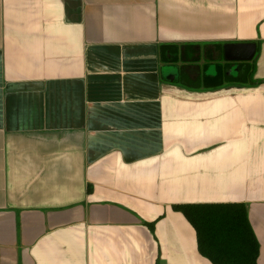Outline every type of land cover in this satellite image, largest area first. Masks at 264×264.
Masks as SVG:
<instances>
[{"label":"crops","instance_id":"crops-1","mask_svg":"<svg viewBox=\"0 0 264 264\" xmlns=\"http://www.w3.org/2000/svg\"><path fill=\"white\" fill-rule=\"evenodd\" d=\"M184 203H243L264 264V0H0V264H213Z\"/></svg>","mask_w":264,"mask_h":264},{"label":"trees","instance_id":"trees-1","mask_svg":"<svg viewBox=\"0 0 264 264\" xmlns=\"http://www.w3.org/2000/svg\"><path fill=\"white\" fill-rule=\"evenodd\" d=\"M179 48L178 45L161 44L160 59L176 61ZM168 53L169 58H167ZM253 60L254 58L250 62L242 63L248 67V72L245 69L243 75H238L239 80L242 81L246 80L243 76L248 75L247 81L250 85L263 81L252 79ZM216 68L214 77L205 76L207 83L217 81V78L222 75L221 66L218 65ZM239 69L242 70L241 64ZM221 85L222 82H217L211 87ZM171 207L181 212L194 227L199 253L213 264H256L259 244L248 221L243 203H184L173 204ZM147 225L153 229V222Z\"/></svg>","mask_w":264,"mask_h":264},{"label":"water","instance_id":"water-1","mask_svg":"<svg viewBox=\"0 0 264 264\" xmlns=\"http://www.w3.org/2000/svg\"><path fill=\"white\" fill-rule=\"evenodd\" d=\"M255 52L254 43H229L223 46V57L226 61H251Z\"/></svg>","mask_w":264,"mask_h":264},{"label":"rangeland","instance_id":"rangeland-1","mask_svg":"<svg viewBox=\"0 0 264 264\" xmlns=\"http://www.w3.org/2000/svg\"><path fill=\"white\" fill-rule=\"evenodd\" d=\"M208 50H210L209 52L212 54V52H213V50L212 49H208ZM212 67V66H211ZM213 68V67H212ZM174 71H176L177 70V67H175L174 69H173ZM167 71V70H166ZM166 71H164V72H166ZM168 72V71H167Z\"/></svg>","mask_w":264,"mask_h":264}]
</instances>
